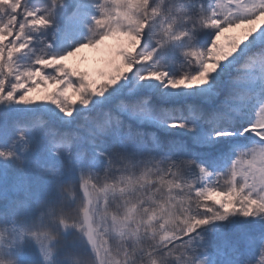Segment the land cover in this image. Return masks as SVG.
<instances>
[{
    "label": "snow or ice",
    "instance_id": "1",
    "mask_svg": "<svg viewBox=\"0 0 264 264\" xmlns=\"http://www.w3.org/2000/svg\"><path fill=\"white\" fill-rule=\"evenodd\" d=\"M0 264H264V0H0Z\"/></svg>",
    "mask_w": 264,
    "mask_h": 264
},
{
    "label": "rangeland",
    "instance_id": "2",
    "mask_svg": "<svg viewBox=\"0 0 264 264\" xmlns=\"http://www.w3.org/2000/svg\"><path fill=\"white\" fill-rule=\"evenodd\" d=\"M88 55H91V53H87Z\"/></svg>",
    "mask_w": 264,
    "mask_h": 264
}]
</instances>
